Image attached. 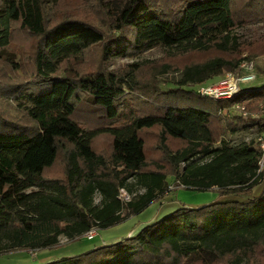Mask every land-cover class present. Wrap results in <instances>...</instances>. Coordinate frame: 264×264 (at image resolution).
<instances>
[{
	"label": "trees",
	"instance_id": "obj_1",
	"mask_svg": "<svg viewBox=\"0 0 264 264\" xmlns=\"http://www.w3.org/2000/svg\"><path fill=\"white\" fill-rule=\"evenodd\" d=\"M93 1L98 23L81 14L56 19L50 12L59 0L0 5V63L19 65L12 48L16 30L37 39L28 54L32 81L0 83V255L57 248L61 237L73 241L92 228L105 230L185 190L247 199L182 206L117 243L45 264H264V186L252 196L264 182L262 116H230L236 103L260 111L264 84L223 101L188 89L237 72L244 51L264 56V35L244 42L234 34L264 23V0ZM156 46L175 49L170 56L198 52L201 59L181 67L151 65L143 80V63L114 71L101 66ZM96 47L100 65L82 68L83 56ZM168 71L177 75L165 80L171 86L163 92L158 76ZM23 96L30 104H18L17 114L9 115V101ZM82 107L103 108L109 124L84 128L75 120ZM240 124H256L258 136L232 144L226 135ZM154 128L160 154L148 162L140 132ZM101 133L112 137L109 155L92 147ZM166 135L181 140L179 146L168 147ZM122 189L128 200L119 197Z\"/></svg>",
	"mask_w": 264,
	"mask_h": 264
},
{
	"label": "rangeland",
	"instance_id": "obj_2",
	"mask_svg": "<svg viewBox=\"0 0 264 264\" xmlns=\"http://www.w3.org/2000/svg\"><path fill=\"white\" fill-rule=\"evenodd\" d=\"M105 4L111 2V0H103ZM0 5L4 6V0H0ZM94 1L93 0H59L58 4L51 8V14L55 16L56 19L59 17H62V15H83L86 17L88 21L97 22V18L93 15L95 12L94 7ZM59 12V13H58ZM98 23V22H97ZM98 25L101 26V23ZM234 34L244 42H255L256 40L260 39L264 35V23H258V24H251L246 25L240 28H237L234 32ZM37 43V39L25 31L22 30H16L14 32L13 38H12V48L14 51H16V57H15V63H19L17 68H11L10 66H6L3 63H0V70H2V74L4 75L2 78L0 75V83L4 82V80L10 81V79H13L14 81H21L24 83H29L32 81L33 76V63L30 59V56L28 55L31 53L35 45ZM175 51V49H165L161 46H156L152 49L143 51L141 53H132V52H126L123 55H118L111 60L105 62L102 66V68L106 69L107 71H114L118 69H124L128 64L132 63H143L145 66L141 68V72L138 75L139 80H143V78L147 77L149 67L151 65H160L162 62H171L174 66L181 67L186 62L192 61V60H199L201 59V53L193 52V53H186L183 55H173L170 56ZM99 53V48H93L86 52V54L83 56L84 64L82 65V68L86 70H93L97 66L100 65L97 54ZM246 56L247 58L253 59L255 61L256 67H257V79L253 82H248L246 84H242L241 88L242 90L260 87L264 84V79L262 78V73H264V56H258L255 58H251L249 56V53L247 51H244L241 54V57ZM177 73L175 72H166L165 74L159 75V84L158 88H160L163 92L168 91V87L171 86L170 83L166 84L165 80H172ZM216 77L209 80V82L216 81ZM10 82H14V81ZM143 82V81H142ZM193 91H196L197 86H191L190 88ZM127 92L128 89H127ZM4 100V99H3ZM0 102H4L0 99ZM12 105V109L9 110V115H16L17 113L14 110V107H16L18 104H22L24 106L30 104V99L28 96L20 97L18 100H11L9 101ZM123 113L126 118H130V110H131V104L128 100L123 101ZM260 111H250L252 114H257L258 116H262V112L264 110V103H261L259 105ZM237 115L238 112L234 110L233 108L230 110V116ZM75 120H77L84 128H92L97 129L100 127H105L107 124H109L108 119L106 118V112L103 108L98 107L95 109H85L81 108L75 116ZM157 128H154L153 130L149 131H141L140 135L144 139V150L148 157V162L154 161L159 157L158 154H160V150L158 148L160 144V137L159 134H157ZM143 132V133H142ZM167 136V139L165 140V143L170 148H175L179 146L176 144V142H179L181 140H177L176 138H172L171 136ZM258 136V126L256 124H240L237 125L236 132L234 133H228L226 135V139L230 141L232 144H238L242 141H248L249 139ZM111 142L112 137L108 133H101L98 134L92 141V147L96 151V153H102L103 155H109L111 150ZM195 161H202V156H197L194 158ZM58 162H62V160H59ZM56 174V175H55ZM62 174L61 168L57 166L54 171L55 176H60ZM167 181L169 182L170 186L172 185V178L167 177ZM264 186V182L259 184L253 189V195L256 196L260 193L262 187ZM122 191L125 190H121ZM173 193V191H171ZM172 193H170L172 195ZM194 194H201V198L205 196L206 193L204 192H194V191H186L185 193H181V196L184 200H188L191 196ZM222 199H238L241 201H245L247 198H237L234 196L231 197H224ZM100 200V196L97 194L95 196V204H98ZM175 200V199H174ZM221 200V199H220ZM179 201H168L167 205L163 208V210L160 212L158 217L156 218V221L160 220L165 215H168L178 209ZM147 212L143 214V216L140 215L141 218H144L147 216ZM66 238L61 237V240L64 241ZM18 253V252H15ZM15 258H17V255L14 253L6 254V255H0V264H16Z\"/></svg>",
	"mask_w": 264,
	"mask_h": 264
},
{
	"label": "crops",
	"instance_id": "obj_3",
	"mask_svg": "<svg viewBox=\"0 0 264 264\" xmlns=\"http://www.w3.org/2000/svg\"><path fill=\"white\" fill-rule=\"evenodd\" d=\"M185 192V190H175L173 193L170 192L172 195L170 193L166 194L163 199L152 202L139 214L105 230H98L92 240H88L84 236L73 241L67 239L62 241L60 239V245L54 249L14 253L17 255V258H15L16 264H45L64 256H74L96 247L117 243L124 238L135 235L142 227L154 222L168 201H179L180 207L194 208L222 199L215 192L208 191L204 192L206 194L202 198L201 194H194L188 200H184L181 193ZM145 212L148 213L147 216L141 218L140 215L143 216Z\"/></svg>",
	"mask_w": 264,
	"mask_h": 264
},
{
	"label": "built area",
	"instance_id": "obj_4",
	"mask_svg": "<svg viewBox=\"0 0 264 264\" xmlns=\"http://www.w3.org/2000/svg\"><path fill=\"white\" fill-rule=\"evenodd\" d=\"M257 67L253 59L243 56L239 69L237 72H227L223 76L216 79L214 82L202 83L197 85L196 92L206 98L214 101L231 100L237 96L242 91V84L248 82H253L257 79ZM262 78L264 79V73H262ZM234 110L238 112L239 115L252 117H257V114H252L247 111L246 107L242 103H236L233 107ZM262 126L263 131L258 137L259 148L262 151V158L259 162L260 167L264 166V110L262 112ZM120 198L124 200L129 199V195L122 191L119 195ZM98 229L92 228L84 234L88 240H92Z\"/></svg>",
	"mask_w": 264,
	"mask_h": 264
}]
</instances>
